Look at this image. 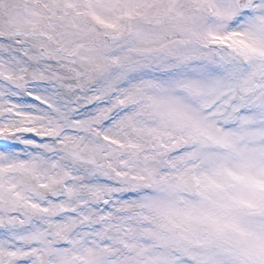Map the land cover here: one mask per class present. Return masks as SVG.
Segmentation results:
<instances>
[{
  "label": "snow or ice",
  "instance_id": "6c2138e0",
  "mask_svg": "<svg viewBox=\"0 0 264 264\" xmlns=\"http://www.w3.org/2000/svg\"><path fill=\"white\" fill-rule=\"evenodd\" d=\"M0 264H264V0H0Z\"/></svg>",
  "mask_w": 264,
  "mask_h": 264
}]
</instances>
